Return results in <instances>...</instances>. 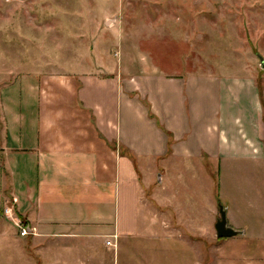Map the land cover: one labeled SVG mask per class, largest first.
<instances>
[{
	"label": "crops",
	"instance_id": "obj_1",
	"mask_svg": "<svg viewBox=\"0 0 264 264\" xmlns=\"http://www.w3.org/2000/svg\"><path fill=\"white\" fill-rule=\"evenodd\" d=\"M32 77L0 87V202L52 251L49 264H264L256 230L199 245L196 198L185 212L164 194L178 161L264 162L256 78L128 77L117 67Z\"/></svg>",
	"mask_w": 264,
	"mask_h": 264
},
{
	"label": "rangeland",
	"instance_id": "obj_2",
	"mask_svg": "<svg viewBox=\"0 0 264 264\" xmlns=\"http://www.w3.org/2000/svg\"><path fill=\"white\" fill-rule=\"evenodd\" d=\"M116 67L128 77H250L262 89L264 0H0V87L12 84L17 74L79 76ZM186 163L191 162L178 161L169 168L164 180L169 179L170 187L164 194H172L185 212L189 199L196 198L199 245L219 241L214 229L219 213L211 217V206L225 209L235 231L246 229L251 237L256 230L264 237V162L226 160L219 170L202 160L193 169ZM167 220L174 226V219ZM25 226L21 216L12 209L7 214L0 202V264L53 260L52 251L34 241L31 232L20 235ZM231 238L223 241L242 239Z\"/></svg>",
	"mask_w": 264,
	"mask_h": 264
},
{
	"label": "water",
	"instance_id": "obj_3",
	"mask_svg": "<svg viewBox=\"0 0 264 264\" xmlns=\"http://www.w3.org/2000/svg\"><path fill=\"white\" fill-rule=\"evenodd\" d=\"M218 213L219 219L214 225L216 237L218 239H226L237 236L238 232L228 226L226 211L222 206L218 207Z\"/></svg>",
	"mask_w": 264,
	"mask_h": 264
},
{
	"label": "built area",
	"instance_id": "obj_4",
	"mask_svg": "<svg viewBox=\"0 0 264 264\" xmlns=\"http://www.w3.org/2000/svg\"><path fill=\"white\" fill-rule=\"evenodd\" d=\"M29 234V228L27 226L25 227H22L21 230H20V235L21 236H27ZM106 245H111L110 242H107Z\"/></svg>",
	"mask_w": 264,
	"mask_h": 264
},
{
	"label": "trees",
	"instance_id": "obj_5",
	"mask_svg": "<svg viewBox=\"0 0 264 264\" xmlns=\"http://www.w3.org/2000/svg\"><path fill=\"white\" fill-rule=\"evenodd\" d=\"M259 87V95H261V88H260V86H258Z\"/></svg>",
	"mask_w": 264,
	"mask_h": 264
}]
</instances>
